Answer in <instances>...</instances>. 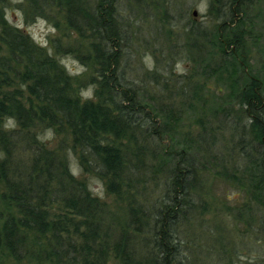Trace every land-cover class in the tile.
Segmentation results:
<instances>
[{"label": "trees", "instance_id": "obj_1", "mask_svg": "<svg viewBox=\"0 0 264 264\" xmlns=\"http://www.w3.org/2000/svg\"><path fill=\"white\" fill-rule=\"evenodd\" d=\"M119 2L23 0L18 9L24 20L45 19L59 29L61 15L73 32L64 35V41L52 40L47 49L10 24L6 17L10 0H0V41L8 52V57L0 58V182L5 205L0 211V264H108L110 253L120 264L183 263L179 226L192 205L196 160L187 149L171 146L167 159L172 174L163 193L151 206L137 199L141 174L130 170L143 163L149 148L145 142L169 134L177 144L180 135L147 126L152 120L143 112L126 71L130 55L118 20ZM252 4L253 0H221L217 16L223 21L216 38L233 73L240 70L243 77L244 82H237L242 90L237 87L236 100L248 123L249 130H243L258 145V152H247L245 159L255 162V186L262 198L264 72L253 74L240 40ZM61 55L72 56L87 72L69 74L59 61ZM12 79L27 83L35 105L26 106L8 90ZM87 88H92V100L83 97ZM59 124L66 127L76 154L80 151L83 171L98 175L107 193L120 195L122 188L131 192L126 236L103 226L99 213L103 207L89 188L91 177L73 173L65 147L48 149L41 140L40 131ZM122 139L131 144L127 156H132L135 167L125 160ZM157 155V149L149 154ZM134 239L141 240L143 253L130 243Z\"/></svg>", "mask_w": 264, "mask_h": 264}, {"label": "rangeland", "instance_id": "obj_2", "mask_svg": "<svg viewBox=\"0 0 264 264\" xmlns=\"http://www.w3.org/2000/svg\"><path fill=\"white\" fill-rule=\"evenodd\" d=\"M22 2L10 0L6 17L40 46L49 49L52 40L64 41V35L73 33L61 15L59 29L45 19L24 20L18 9ZM220 5L221 0H120L118 20L130 55L126 71L138 91L143 112L152 120L147 126L180 135L177 144L172 143L169 134L154 135L145 142L149 148L143 163L136 167L132 156H127L131 144L122 139L121 146L126 162L134 164L130 171L141 174L140 187L136 185L137 199L147 206L156 202L172 174L167 159L171 146L187 149L196 160L192 205L179 226L182 264H264V197L259 196L255 186V162L245 159L246 153L257 151L258 145L243 130H249L248 123L241 117L242 109L236 100L243 77L240 70L233 73L232 65L217 48L216 35L223 21L217 16ZM247 16L242 21L247 30L240 38L241 48L250 70L262 76L264 0H253ZM2 57H8V52L0 41ZM59 61L69 74L87 72L70 55H61ZM26 84L12 79L8 90L15 91L26 106L35 105ZM83 97L92 100V88H87ZM42 131L41 140L48 149L65 147L64 155L76 176L91 177L87 178L89 188L103 207L99 213L106 230L126 236L131 192L122 188L120 195L107 193L98 175L83 171L86 167L83 162L80 168V151L76 154L73 150L64 125ZM156 149L158 157L149 156ZM2 193L0 182V211L5 210ZM137 239L130 243L143 253L145 248ZM110 254L108 264H120Z\"/></svg>", "mask_w": 264, "mask_h": 264}, {"label": "water", "instance_id": "obj_3", "mask_svg": "<svg viewBox=\"0 0 264 264\" xmlns=\"http://www.w3.org/2000/svg\"><path fill=\"white\" fill-rule=\"evenodd\" d=\"M195 14V13H194Z\"/></svg>", "mask_w": 264, "mask_h": 264}]
</instances>
